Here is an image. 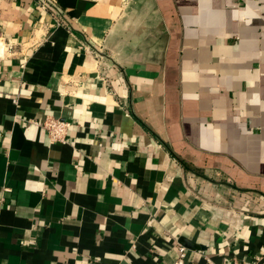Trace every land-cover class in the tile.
Here are the masks:
<instances>
[{
    "label": "crops",
    "instance_id": "0c3cea01",
    "mask_svg": "<svg viewBox=\"0 0 264 264\" xmlns=\"http://www.w3.org/2000/svg\"><path fill=\"white\" fill-rule=\"evenodd\" d=\"M0 34V264H264V0H0Z\"/></svg>",
    "mask_w": 264,
    "mask_h": 264
},
{
    "label": "built area",
    "instance_id": "2783aa9c",
    "mask_svg": "<svg viewBox=\"0 0 264 264\" xmlns=\"http://www.w3.org/2000/svg\"><path fill=\"white\" fill-rule=\"evenodd\" d=\"M47 0H43L45 4ZM14 44L9 39L0 34V58L11 54L13 52ZM47 132L51 141L64 142L66 139L67 129L69 123L58 117L47 116L41 123H39ZM185 258V251L183 247H179L178 257L173 264H183ZM225 264V263H220ZM228 264H261L257 261L246 260L242 262L232 261Z\"/></svg>",
    "mask_w": 264,
    "mask_h": 264
}]
</instances>
